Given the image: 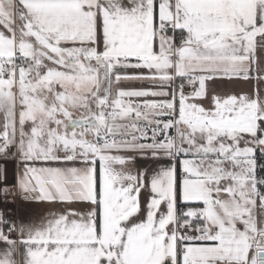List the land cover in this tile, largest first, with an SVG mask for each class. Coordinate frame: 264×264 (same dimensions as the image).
<instances>
[{
	"label": "snow or ice",
	"instance_id": "6c2138e0",
	"mask_svg": "<svg viewBox=\"0 0 264 264\" xmlns=\"http://www.w3.org/2000/svg\"><path fill=\"white\" fill-rule=\"evenodd\" d=\"M262 85L264 0H0V264H264Z\"/></svg>",
	"mask_w": 264,
	"mask_h": 264
},
{
	"label": "crops",
	"instance_id": "0c3cea01",
	"mask_svg": "<svg viewBox=\"0 0 264 264\" xmlns=\"http://www.w3.org/2000/svg\"><path fill=\"white\" fill-rule=\"evenodd\" d=\"M142 82L133 81L132 86H139ZM256 87V82L254 80L243 81V80H232V81H218L215 85H210V90L214 89L220 94H240V93H251ZM261 87H264L262 85ZM14 151V150H13ZM258 165V162H257ZM141 167H151L154 166V162L151 160H141ZM21 165L19 163L18 157L9 154L8 157L0 156V177H6V180L0 181V189L4 185L11 187L17 179V172ZM259 167H257L258 173ZM259 175V174H258ZM0 190V212L4 213L7 217V212L14 208L18 222H38L41 217L45 216L48 209L51 207L47 204H35L27 203L18 197V200L13 203L9 198Z\"/></svg>",
	"mask_w": 264,
	"mask_h": 264
},
{
	"label": "built area",
	"instance_id": "2783aa9c",
	"mask_svg": "<svg viewBox=\"0 0 264 264\" xmlns=\"http://www.w3.org/2000/svg\"><path fill=\"white\" fill-rule=\"evenodd\" d=\"M8 198L13 202L15 203L17 200H18V196L15 192H12ZM7 217H10L11 219H13L15 222H18V218H17V215H16V212H15V209L12 208L10 209L8 212H7Z\"/></svg>",
	"mask_w": 264,
	"mask_h": 264
},
{
	"label": "trees",
	"instance_id": "16d2710c",
	"mask_svg": "<svg viewBox=\"0 0 264 264\" xmlns=\"http://www.w3.org/2000/svg\"><path fill=\"white\" fill-rule=\"evenodd\" d=\"M258 174L264 176V155L257 153Z\"/></svg>",
	"mask_w": 264,
	"mask_h": 264
}]
</instances>
